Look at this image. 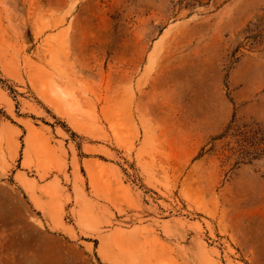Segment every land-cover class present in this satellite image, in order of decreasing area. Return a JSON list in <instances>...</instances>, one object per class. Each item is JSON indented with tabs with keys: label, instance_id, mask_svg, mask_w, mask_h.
I'll return each mask as SVG.
<instances>
[{
	"label": "rangeland",
	"instance_id": "1",
	"mask_svg": "<svg viewBox=\"0 0 264 264\" xmlns=\"http://www.w3.org/2000/svg\"><path fill=\"white\" fill-rule=\"evenodd\" d=\"M0 264H264V0H0Z\"/></svg>",
	"mask_w": 264,
	"mask_h": 264
},
{
	"label": "bare ground",
	"instance_id": "2",
	"mask_svg": "<svg viewBox=\"0 0 264 264\" xmlns=\"http://www.w3.org/2000/svg\"><path fill=\"white\" fill-rule=\"evenodd\" d=\"M55 105V104H54ZM29 161H30V159H29V154L26 152V154L24 155V163L26 164V166L28 165L29 166ZM65 228V227H64ZM69 231V230H68ZM72 234V233H71Z\"/></svg>",
	"mask_w": 264,
	"mask_h": 264
}]
</instances>
